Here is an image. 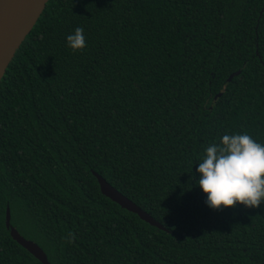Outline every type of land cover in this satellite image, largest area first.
I'll list each match as a JSON object with an SVG mask.
<instances>
[{
  "label": "trees",
  "instance_id": "1",
  "mask_svg": "<svg viewBox=\"0 0 264 264\" xmlns=\"http://www.w3.org/2000/svg\"><path fill=\"white\" fill-rule=\"evenodd\" d=\"M226 133L264 145V0H49L0 81V264H42L8 206L51 264H263L264 204L197 185Z\"/></svg>",
  "mask_w": 264,
  "mask_h": 264
},
{
  "label": "clouds",
  "instance_id": "2",
  "mask_svg": "<svg viewBox=\"0 0 264 264\" xmlns=\"http://www.w3.org/2000/svg\"><path fill=\"white\" fill-rule=\"evenodd\" d=\"M66 40L74 52L87 46L83 27H76ZM196 173L199 174L197 185L212 210L236 205L256 209L264 204V145L247 133H226L219 143L208 145ZM66 239L71 243L75 235L69 233Z\"/></svg>",
  "mask_w": 264,
  "mask_h": 264
},
{
  "label": "water",
  "instance_id": "3",
  "mask_svg": "<svg viewBox=\"0 0 264 264\" xmlns=\"http://www.w3.org/2000/svg\"><path fill=\"white\" fill-rule=\"evenodd\" d=\"M49 0H0V81L17 51L43 14ZM240 71L231 75L238 76ZM99 183L101 193L122 209H126L149 225L161 230L164 226L128 197L114 188L101 175L93 172ZM6 227L19 245L26 249L42 264H51L45 251L34 241L25 238L11 223V209L6 210ZM264 264V263H263Z\"/></svg>",
  "mask_w": 264,
  "mask_h": 264
}]
</instances>
